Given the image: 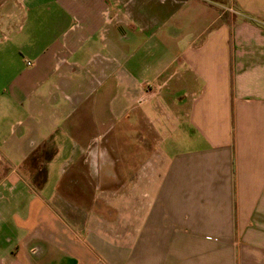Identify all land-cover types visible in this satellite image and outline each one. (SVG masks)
Listing matches in <instances>:
<instances>
[{"label":"crops","instance_id":"obj_1","mask_svg":"<svg viewBox=\"0 0 264 264\" xmlns=\"http://www.w3.org/2000/svg\"><path fill=\"white\" fill-rule=\"evenodd\" d=\"M0 264H264V0H0Z\"/></svg>","mask_w":264,"mask_h":264},{"label":"built area","instance_id":"obj_2","mask_svg":"<svg viewBox=\"0 0 264 264\" xmlns=\"http://www.w3.org/2000/svg\"><path fill=\"white\" fill-rule=\"evenodd\" d=\"M28 64H30V62H28Z\"/></svg>","mask_w":264,"mask_h":264}]
</instances>
